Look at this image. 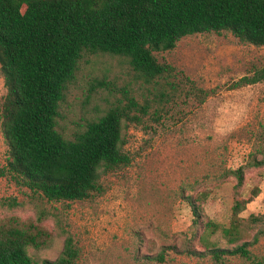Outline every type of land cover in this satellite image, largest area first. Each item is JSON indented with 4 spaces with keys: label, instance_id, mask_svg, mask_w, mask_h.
<instances>
[{
    "label": "rangeland",
    "instance_id": "rangeland-1",
    "mask_svg": "<svg viewBox=\"0 0 264 264\" xmlns=\"http://www.w3.org/2000/svg\"><path fill=\"white\" fill-rule=\"evenodd\" d=\"M155 56L173 66L168 81L174 89L162 79L145 82L123 58L105 54L83 56L68 86L58 120L67 136L111 104L124 102L127 94L150 104L141 123L124 128L131 162L102 177L103 194L49 201L9 174L0 175V219L41 215V224L52 234L48 247L28 248L33 257L58 256L65 234L57 217L80 247L76 264H149L137 257L165 245L198 248L186 197L199 193L206 194L202 214L223 224L234 200H247L241 213L249 232L246 240L258 228H250L249 216L264 219V81L235 85L264 66V45L240 42L228 31L205 32L184 36L173 49ZM4 94L0 73V106ZM5 157L0 132V168ZM239 167L243 182L236 188L233 170ZM10 200L17 205L9 206ZM215 237L225 246L224 239ZM251 249L264 264V233ZM171 256L166 264H210ZM227 264L252 263L232 258Z\"/></svg>",
    "mask_w": 264,
    "mask_h": 264
},
{
    "label": "trees",
    "instance_id": "trees-1",
    "mask_svg": "<svg viewBox=\"0 0 264 264\" xmlns=\"http://www.w3.org/2000/svg\"><path fill=\"white\" fill-rule=\"evenodd\" d=\"M222 31L240 42L263 46L264 0H0V73L5 86L0 132L6 145L0 175L9 174L49 201L103 194L102 177L131 162L124 149V128L141 123L150 104L127 94L124 102L111 104L70 136L64 135L58 123L61 105L80 60L86 54L121 57L145 82L162 79L174 89L168 81L173 66L159 62L155 53L173 49L187 35ZM261 81L264 66L241 76L235 85ZM252 162L259 164L255 158ZM233 174L239 188L242 168ZM205 195L186 197L198 248L165 245L137 259L166 264L174 253L198 263L227 264L236 258L262 264L251 247L264 233V219L249 216L250 228H258L246 240L249 232L241 213L248 201L235 199L229 221L223 224L202 214ZM41 220V215L0 219V264L77 263L80 247L58 217L56 225L65 234L58 256L39 259L29 254L28 248L39 250L51 243L52 234Z\"/></svg>",
    "mask_w": 264,
    "mask_h": 264
}]
</instances>
